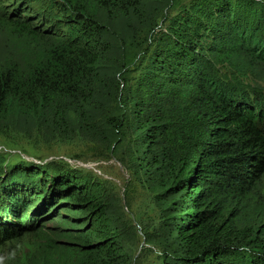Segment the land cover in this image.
I'll return each instance as SVG.
<instances>
[{
    "label": "trees",
    "instance_id": "16d2710c",
    "mask_svg": "<svg viewBox=\"0 0 264 264\" xmlns=\"http://www.w3.org/2000/svg\"><path fill=\"white\" fill-rule=\"evenodd\" d=\"M91 1L96 11L0 0V25L35 41L18 58L0 53V131L82 138L67 150L84 161L103 145L154 197L161 224L145 240L161 264H264V89L230 80L221 63L235 42L264 64L262 2L199 0L165 28L172 0ZM3 164L0 248L43 234L32 264H136L124 213L95 178L50 183L40 168ZM56 219L67 226L52 238L44 222Z\"/></svg>",
    "mask_w": 264,
    "mask_h": 264
},
{
    "label": "rangeland",
    "instance_id": "374dc122",
    "mask_svg": "<svg viewBox=\"0 0 264 264\" xmlns=\"http://www.w3.org/2000/svg\"><path fill=\"white\" fill-rule=\"evenodd\" d=\"M79 1L89 7L91 11H94V9L96 11V6H93L91 0ZM198 1L172 0L167 7L170 19L165 28L175 23L176 19L182 18L180 14L188 13L191 9L190 5L192 4L193 7ZM258 2H262L261 5L264 8V0H258ZM232 39L237 40L235 36ZM28 43H35V41L15 33L7 26L0 25V53L4 54L1 55L2 60H11L15 56L20 57L22 49ZM237 47H239V44L235 42L224 47L227 50L233 49L234 53L229 59L221 62L224 66L222 67V73L230 80L240 82L243 87L246 85V88L256 86L264 89V64L252 61L246 54H242L245 51L239 53ZM213 58H216V56H213ZM7 118L8 115L4 120ZM24 137L17 131H0V157L4 161V172L40 168L39 170L43 174L46 173V177L49 176L47 181L50 183H53L54 176L57 180L60 177L69 175L95 178L97 182L103 185L102 193L104 197L115 200L124 213L123 227L130 240L133 241L132 254L135 257L136 264H161L160 249L145 240L146 237L154 238L155 234L159 232L161 224L160 213L154 197L145 187L132 180V176L116 158L106 152L103 145L94 147L96 155L101 158H95L94 161H84L74 159L68 153L69 149L80 150L78 145L83 143L82 138L60 144L57 141L44 143L42 139L36 137L29 141ZM23 165H27V168H24ZM36 193V195H39V191ZM256 200L259 207L261 205L264 207V182ZM69 220L72 222L71 219ZM44 223L46 225L44 231H53V234L50 235L52 238L57 237L56 232L62 225L67 226L63 224L61 219L47 220ZM41 237H44L43 234L29 238L25 237L0 248V264H32L44 251L42 246L45 244L41 241Z\"/></svg>",
    "mask_w": 264,
    "mask_h": 264
}]
</instances>
